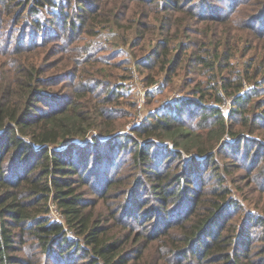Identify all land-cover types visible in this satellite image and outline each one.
<instances>
[{"label":"trees","instance_id":"trees-1","mask_svg":"<svg viewBox=\"0 0 264 264\" xmlns=\"http://www.w3.org/2000/svg\"><path fill=\"white\" fill-rule=\"evenodd\" d=\"M32 1L19 5L26 17H35L34 26H27L25 53L6 64V72L17 74L16 79L0 86V264H34L26 255L12 254L16 238H24L27 244V234H32L46 255L47 262L39 259L37 264L73 261V252L68 249L72 241L64 224L43 222L38 217L40 211H49L44 205L50 198L51 187L52 199L62 210L68 226L87 238L96 253L84 264H101L102 259L104 264H142L124 261V256L115 260L118 239L109 238L110 227L106 224L94 222L84 191L79 190L95 175L99 194L109 191L118 181L115 176L108 178V173L123 154L131 156L136 164H143L141 169L151 180L144 181L139 195L140 189L132 186V181L128 182V188L122 189L130 201L128 204L136 200L140 206L133 214L134 219L128 217L136 224L146 222L145 241L167 234L173 245L183 242L175 250L193 264H264L263 252L256 251L251 244L252 233L260 227L259 219L232 217L231 210L240 211L241 207L231 198L232 191L226 183L228 177L234 178L231 173L238 168L246 171L243 177L249 176L264 157V91L260 90L264 89V43L255 41L253 35L259 34L264 40V27L256 24L259 21L256 18L262 16L264 0H249L235 11L248 19V30L253 34L234 25L230 16L222 15L229 13L227 9L217 16L210 14L211 17L200 13L197 18L206 22V29L194 33L191 29L167 30L164 26L151 29L145 19L138 17L146 7V0ZM238 1L245 0H233L234 8ZM168 2L170 7L178 4V0ZM201 5L210 8L203 2L195 8H202ZM42 12L62 17L61 21L48 18H52L49 21L53 28L64 26L60 36L65 43L71 40L69 35L84 36L89 43L81 50L62 43V52H67L62 63H45L50 61L44 59L49 51L46 35L35 36L37 31L45 33L39 17ZM123 16H129L136 33L131 40L121 37L120 46H129V50L123 47L121 50L130 56L121 57L123 66L118 61L113 63L114 67L125 71L134 64L145 69L148 73L143 81L149 86L158 83L161 73L166 74L168 83H173L175 74L183 72L185 76L193 70L206 79V87L200 81L196 91L151 113L144 124L135 127V136L115 135V130L127 121L119 118L132 116L135 103L131 88L100 80L101 74L93 73V68L79 67L76 72L64 68L70 60L76 64L81 54L87 57L92 53L94 60L104 61L97 47L113 43L101 36V27L107 23L122 25ZM4 22L0 20V27ZM96 37L100 38L95 40ZM35 39L39 40L37 44ZM243 40L248 43H242ZM190 47L194 50L189 51ZM236 49L249 60L242 67L233 63ZM59 78L66 80L62 82L67 83L65 95L51 89ZM167 85L162 82L148 91L149 98L156 93L163 95ZM114 97L127 98L130 108L120 113L104 105ZM225 97L233 103L228 114L222 107ZM82 98L87 101L81 105ZM89 108L91 115L87 112ZM93 127L101 137L92 134L91 139L84 141ZM226 134L235 141L227 138L225 141ZM102 138L107 140L101 141ZM72 139L84 142L51 147ZM162 150L168 154L159 155ZM239 151L244 160L235 163L241 158ZM220 157L228 160L230 173L221 172ZM100 163L105 165L106 171L102 172L105 180L97 169ZM263 174L261 168L252 180ZM140 179H136L137 184ZM35 204L40 207L34 208ZM174 222L181 223L177 232H185L184 238L168 233ZM151 223L155 228L147 233L150 229L147 224Z\"/></svg>","mask_w":264,"mask_h":264},{"label":"rangeland","instance_id":"rangeland-1","mask_svg":"<svg viewBox=\"0 0 264 264\" xmlns=\"http://www.w3.org/2000/svg\"><path fill=\"white\" fill-rule=\"evenodd\" d=\"M29 1L33 3L32 0H0V20L5 21L2 27H0V86L4 87L5 85L12 82L16 79L17 74L8 73L6 71V64L17 59V57H23L25 52V45L23 42L27 41V34L29 35V30L27 29L28 25H33L35 23V17L29 16L26 17L25 13L23 14L22 7H19L21 3L24 2L25 5ZM109 0H100V3H106ZM135 0H124V2H134ZM147 4H145V9L142 10L140 15L138 16L141 19H145L149 23V27L152 29L157 27L160 29L164 26L165 29L171 30H186L191 29L194 33H199L206 29L205 23L201 22V18H197L200 13L205 14L207 16L216 15L226 10L229 13H223L222 15H228L231 17V21L234 25L245 28L248 30V19L243 15L235 14L244 3H247L249 0L238 1L236 3L233 0H178L177 5H172L170 7L168 5V0H146ZM205 3L206 5H210L209 9H205L204 6L201 5L202 8H195V5ZM255 4L256 2H251ZM260 12H262V16H259V21L256 23L259 27H264V6L261 8ZM217 16V15H216ZM39 17L42 21L43 26L45 27V33H37L35 32V36L37 34L42 37L45 36L47 38L48 53L45 58L47 61L45 63L59 62L62 63L63 59L67 55V52H62L63 44H66L68 47H73V49L81 50L82 47L89 42L84 41L86 37L82 36L79 38L78 35L70 36L71 39L68 43L64 42V38L61 37L62 28L64 26H56L52 27V23L49 21L53 17L56 21H61V16H56L54 14H49V12H42L39 14ZM211 17V16H210ZM122 25H116L107 23L105 26L101 27L100 33L101 36L108 38L113 44H102L101 47H97L98 54L102 57L104 61L94 60L92 57V53L89 56H85L81 54V59L76 60V64L70 60L69 65L64 66L65 69H71V71L76 72V70L80 67L82 68H93V73H99L101 76H98L100 80H105L111 83H120L125 85V89L131 88L130 94L134 101V108H132L133 113L130 118L123 116L119 118V120L126 121L120 128L115 130V135H123L124 133L135 136L134 129L136 126H141L145 123V120L151 115V113L157 111L162 108L163 105L168 104L172 100L177 97L187 96V93H192L196 91V85L200 81L202 82V86H205L206 79L202 78L196 71L187 72L184 75L183 72H179L175 74L173 83H168L166 74L159 75V81L153 85L145 84L144 77L148 73L145 69H139L135 67L134 64H130L127 70L123 71L119 67H114V62H120L119 66H123L121 57H129L127 53H124V50H129V46H120L119 41H121V37L123 36L125 40H131L134 37V33H136L135 26H132V21L129 16L121 17ZM255 19L253 20V22ZM251 32L250 30H248ZM47 32V33H46ZM252 33V32H251ZM75 34V33H74ZM253 34V33H252ZM158 35V34H157ZM256 38L255 41L262 40V37L259 34H253ZM100 37H96L95 40H98ZM40 39V38H39ZM39 40L35 39V44H37ZM93 43V42H91ZM242 43H248L245 40ZM96 45V43H93ZM250 47V43L248 45ZM194 50L193 47H190L189 51ZM236 58L233 60V63L237 66H244L245 63L249 62L248 58L241 54L237 49L234 50ZM252 53V52H250ZM76 55V54H74ZM44 74L42 73V76ZM124 76L128 77L126 79L122 78ZM65 78V77H63ZM63 78H59L55 82L54 88L52 90L57 93L65 92L62 95L67 93L66 82L62 84ZM219 81H221L220 76H218ZM246 80V79H245ZM167 85L165 88V92L163 95L158 93L152 95L149 98L148 91L156 88L158 86ZM195 82V83H194ZM194 83V84H193ZM247 82L244 81V84ZM48 86V85H47ZM50 87V86H49ZM246 88H249V85L246 84ZM206 89V88H205ZM264 91V89H260ZM207 91V89H206ZM116 96V95H115ZM87 98H82V103L86 102ZM129 100L127 98L118 100L114 97L111 101L104 102V105L114 108L117 112L124 113L126 109L130 108L128 105ZM232 101L230 98L225 97V101L222 104V107L225 113H229L232 108ZM91 108L88 109L87 112L91 115ZM189 109H194V105L191 104ZM253 109H250V113ZM92 134H97L100 138L101 135L98 133L96 127H93L89 130L88 135L86 136L84 141L91 139ZM230 140L234 142L235 140L230 139V137L226 134L224 140ZM259 139V138H258ZM101 141L107 139H100ZM148 140V139H147ZM223 140V141H224ZM248 140V139H247ZM84 141H80L78 139H72L64 144H56L52 145L53 148H63L72 143H83ZM120 141H122L120 139ZM70 142V143H69ZM68 143V144H67ZM104 143V142H101ZM245 144L242 145V147ZM170 149L171 145L169 144ZM59 150V149H58ZM233 152V151H232ZM124 152H122L123 154ZM262 153H264V148L262 149ZM121 154V155H122ZM168 154L166 150H162L159 152V155ZM254 152L250 153V156H253ZM238 155L241 157L234 161L235 163L242 162L244 159L242 157V152L239 151ZM227 159L225 157H220V164L223 166L221 168V172L225 173L227 170L230 173V169L227 166ZM107 165V163H106ZM245 165H248L246 162ZM253 165V164H252ZM105 165L100 163L97 169L100 172L101 179L105 180L102 172L106 171ZM143 164H136L135 161L131 158V156L126 157L124 154L122 155V159L117 161L112 167L111 171L108 173V178L115 176V180L118 181L117 184H114L112 188L104 192L103 194H99V184L95 183V175L93 176V180H89L87 178L88 184L81 186L79 190L84 191V196L88 200V211L92 213L94 222L102 223V225H107L109 228V238L111 240L118 239L119 248L116 251V259L118 261L120 256H124V261L135 262L138 261L142 264H193L189 263L187 258H183L178 251L175 250L177 245H183L179 243L177 245H173L169 240L167 234L165 236L157 239V240H144L143 233L146 232V222L137 223L134 219V212L136 208H139V204L136 200L130 202L128 197H124L123 190L129 187L128 182L132 181V186H137L140 191L143 189V183L151 182L145 176V171L141 169ZM227 167V169H224ZM261 168H264V157L261 159V162L257 167H254L251 174L249 176H244L245 170L238 168L233 173H231L232 177L227 178V185L229 189H231V198L239 203L241 210L235 209L232 211V217L236 215L239 217L242 215V218L245 220L250 217H254V219H259L258 224L260 227L256 228L252 235L254 234V238L251 240L252 246L256 251L263 252L261 255L264 256V174L262 177H255L256 179L252 180L256 173L260 171ZM141 178L136 183V179ZM114 180V182H115ZM98 185L97 187L95 185ZM193 187V186H192ZM193 189V188H192ZM194 191V189H193ZM54 193L53 187H51V192L49 194L48 203L44 206H48V213L42 211L38 217H41L43 222H51V221H60L64 224L65 229L67 230V235L71 239V244L68 246L72 254L73 261L71 264H84L85 260H87L90 255H96L91 245L89 244L87 238L83 235H77L76 232L68 226L65 216L62 210L58 207V205L52 199ZM145 194V193H144ZM143 194V195H144ZM142 195V196H143ZM141 196V197H142ZM84 200V198H83ZM28 207V206H27ZM40 207V204H35L34 208ZM29 209V207H28ZM91 215V214H90ZM128 215H131L133 219H129ZM177 217V216H176ZM175 217V218H176ZM257 219V221H258ZM145 224V225H143ZM181 226V223L174 222L172 228L168 233L178 234L184 238L185 232H177L178 227ZM250 226V225H249ZM147 227H150L149 231L154 229L155 227L151 224H147ZM17 231V228L14 229ZM253 231V230H252ZM27 244H25L24 238H16L14 242V250L12 254L18 255L20 257H25V255L33 260L34 264H37V261L41 259L43 262H47L45 260V253L40 250L37 244V240H35L32 234H27ZM189 253V252H188ZM264 263V257H263ZM68 262V263H69ZM101 264H104V260H101ZM206 264H217V263H206Z\"/></svg>","mask_w":264,"mask_h":264}]
</instances>
